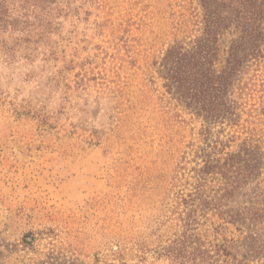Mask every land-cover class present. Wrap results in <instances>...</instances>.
<instances>
[{"label": "rangeland", "instance_id": "obj_1", "mask_svg": "<svg viewBox=\"0 0 264 264\" xmlns=\"http://www.w3.org/2000/svg\"><path fill=\"white\" fill-rule=\"evenodd\" d=\"M171 1L59 0L48 36L0 56V264H170L176 195L222 182L197 171L202 122L162 100L153 61L194 35ZM189 234L213 241L207 223Z\"/></svg>", "mask_w": 264, "mask_h": 264}, {"label": "trees", "instance_id": "obj_2", "mask_svg": "<svg viewBox=\"0 0 264 264\" xmlns=\"http://www.w3.org/2000/svg\"><path fill=\"white\" fill-rule=\"evenodd\" d=\"M58 2L0 0V56L10 59L23 44L48 36ZM169 6L172 27L194 35L175 39L153 61L162 100L202 122L201 144L191 150L197 171L200 179L215 174L222 182L211 194L199 181L176 195L170 220L184 232L156 251L170 264H241V250L264 254V0ZM200 222L212 230L209 247L205 237L189 234ZM229 226L242 239L228 237ZM114 258L124 260V248Z\"/></svg>", "mask_w": 264, "mask_h": 264}]
</instances>
